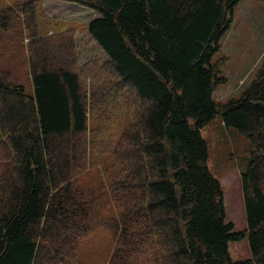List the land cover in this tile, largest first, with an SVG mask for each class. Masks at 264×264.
Listing matches in <instances>:
<instances>
[{"label":"trees","instance_id":"obj_1","mask_svg":"<svg viewBox=\"0 0 264 264\" xmlns=\"http://www.w3.org/2000/svg\"><path fill=\"white\" fill-rule=\"evenodd\" d=\"M41 1L0 0L32 84L0 68V264H83L96 229L113 243L106 264H264V57L239 97L213 99L225 78L212 58L242 0H60L99 15L86 31L107 59L81 67L74 29L40 22ZM215 118L253 145L243 232L207 167ZM244 237L250 258L232 261Z\"/></svg>","mask_w":264,"mask_h":264},{"label":"rangeland","instance_id":"obj_2","mask_svg":"<svg viewBox=\"0 0 264 264\" xmlns=\"http://www.w3.org/2000/svg\"><path fill=\"white\" fill-rule=\"evenodd\" d=\"M39 20L50 23L54 29H74L75 52L78 66L90 59L107 58L87 34L88 23L99 15L86 7L60 0L41 1ZM8 35L0 30V68L12 71L14 80L22 85L27 94L32 91L26 63L13 64L8 51ZM27 42V40H25ZM264 57V1L242 0L233 11V23L221 40L220 52L212 62H221V76L225 83L213 92L219 104L237 98L249 86ZM87 86V83H86ZM207 143V167L220 182L225 206L226 223H232L235 232L246 229L241 174L246 171L251 142L234 128L226 127L220 118H215L201 130ZM113 247L112 240L101 229H96L78 245L76 258L83 264H106ZM232 261L250 258L247 237L228 244Z\"/></svg>","mask_w":264,"mask_h":264},{"label":"crops","instance_id":"obj_3","mask_svg":"<svg viewBox=\"0 0 264 264\" xmlns=\"http://www.w3.org/2000/svg\"><path fill=\"white\" fill-rule=\"evenodd\" d=\"M95 19V18H94Z\"/></svg>","mask_w":264,"mask_h":264}]
</instances>
